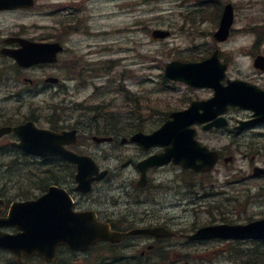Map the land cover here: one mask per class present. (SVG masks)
<instances>
[{"label":"rangeland","instance_id":"374dc122","mask_svg":"<svg viewBox=\"0 0 264 264\" xmlns=\"http://www.w3.org/2000/svg\"><path fill=\"white\" fill-rule=\"evenodd\" d=\"M228 2L234 5L232 33L226 42L218 43L213 33L218 28L219 11ZM74 17L77 18L71 23L74 33L61 34L65 50L60 63L49 71L60 79L57 85H46L44 91L31 93L30 86L22 82V77L32 75L30 71L24 70L17 78L14 71L7 70L11 62L0 58V69L6 67V72L0 74V116H6L5 122L17 123L31 116L39 126L49 127L55 110L61 126L76 123L81 127L83 138L76 150L92 156L111 171L106 179L94 184L86 199L80 198L82 204L88 203L103 217L120 219L119 224L132 214L140 220V226L149 220L168 221L169 226L184 233L195 226L245 223L250 218L264 217V177L252 176L255 166L264 168V128L245 132L235 128L200 130L201 142L222 152L223 157L232 156L233 160L227 163L222 159L208 174L191 173L171 163L149 173L148 179L152 181L145 189L136 186L140 178L136 165L159 148L144 151L138 144L121 142L134 124L149 133L159 128L171 111L212 96L209 88H194L167 79L164 76L167 62L201 60L218 50L220 58L229 63L230 79L251 81L264 88V73L253 65L255 55L264 54V43L255 45L253 33L264 23V0H38V5L29 12H0V42L17 32L38 37H47L50 31L57 34L60 23ZM154 29L169 30L171 35L155 39L151 36ZM76 65L94 69L91 74L80 73L86 83L73 74ZM109 80L112 82L107 83ZM115 80L117 85L126 87L133 100L140 98L142 110L131 118L123 113L127 112L125 107L129 108L125 106L123 112L119 111L118 131L122 136L115 143H97L90 139L92 131L87 130V116H81L83 111L72 105L83 100L87 103V99L97 101L99 94L121 105L123 96L114 91L106 94ZM95 86L104 87L96 91ZM248 115L233 108L227 117L234 123ZM36 159L13 155L8 146L0 149V191L5 190L9 200L39 196L43 182L40 176L36 180L35 173L40 169L53 167L59 176L58 171L67 168L60 160L48 165ZM59 178L63 185H69L67 177ZM148 242L147 237L133 238L122 247L145 254ZM256 242L214 239L185 248L181 244L186 242L180 240L176 247L179 253L188 256L181 263L264 264V241ZM120 250L101 247L81 254L62 249L54 263L34 258L25 259L24 264H100L101 253L110 264H115L121 260L116 255ZM166 257L181 259L173 258L170 252ZM0 264H16L15 257L0 249Z\"/></svg>","mask_w":264,"mask_h":264},{"label":"water","instance_id":"95a60500","mask_svg":"<svg viewBox=\"0 0 264 264\" xmlns=\"http://www.w3.org/2000/svg\"><path fill=\"white\" fill-rule=\"evenodd\" d=\"M33 3L34 0H0V9L30 7ZM232 23L233 9L231 5H228L221 21V27L217 32L219 39L227 38ZM168 34V31L159 29L152 33L155 38L166 37ZM23 47L6 49L7 53L15 57L23 66H31L46 60L54 61L57 52L63 49L59 43L47 44L30 41H27ZM49 48L50 50H47ZM49 52L52 58H47ZM218 66L219 63L215 57L199 64L172 62L167 65L166 73L173 78L185 79L195 86L215 88V96L205 103L204 121L223 112L228 104L250 107L256 110L258 115H264V91L242 81L230 82L229 86L223 87L220 80L224 77V69L218 70ZM256 66L264 69V57L256 60ZM184 69L186 75L182 72ZM194 74V80L188 79ZM246 88L249 92L245 90ZM253 95L257 96L255 102L252 99ZM192 110L193 108L186 112L172 114V117H175L174 122L173 120L168 122L153 134L138 133L133 136L132 139L138 140L146 149L154 145L166 146L165 152L150 156L140 162L139 167L143 172L140 185L144 184V175L149 167L167 163L170 160L196 170L208 171L213 168L217 161L216 152H210L207 147L196 143L193 140L195 132L188 130L187 126L193 122L191 120ZM188 112V116H182ZM221 121L222 119H217L209 126H220ZM11 129L20 134L22 142L19 147L27 152L42 156L60 155L78 163L77 180L80 183L78 189L90 188L92 180L95 179L93 175L98 173L97 165L91 157L76 154L64 147L66 144L76 142L75 130L59 133L37 128L33 122H27L16 128H1L0 136ZM108 139L110 138H96L98 142ZM197 161H200V164H197ZM256 171L257 173L263 172L259 169ZM12 210L16 213L14 222L0 220V225L17 226L21 231L17 234H6L0 231V246L15 252L20 264L23 253L27 256L37 254L46 260H54L57 247L61 244L75 250H88L98 240L119 242L128 234L133 233L154 235L171 233L159 227L135 229L129 232L112 230L110 224L98 221L93 212H75L67 190L57 186H52L47 194L37 200L15 203ZM246 234L264 237V220L248 226L206 227L201 229L195 237L240 238L245 237Z\"/></svg>","mask_w":264,"mask_h":264},{"label":"trees","instance_id":"16d2710c","mask_svg":"<svg viewBox=\"0 0 264 264\" xmlns=\"http://www.w3.org/2000/svg\"><path fill=\"white\" fill-rule=\"evenodd\" d=\"M259 35L262 37L261 39H264V32H260ZM111 89L106 91L107 93H110ZM115 94H120L123 96V102L120 105L119 103H114L112 100H105V96L102 94H99L97 96V99L99 101H90L87 100V103L80 102L73 104L72 107H76L78 110L83 111L84 114L81 116H87V130L92 131V134H101V135H113L116 136L119 134L118 127L120 125L117 120L119 119V111L123 112V108L125 107L127 112H123L126 114H129L130 116L136 115L137 111L142 110L141 100L140 98H137L138 100H133L132 94L125 88V86L117 85L115 88ZM131 97V98H130ZM136 105L137 107H134ZM117 109V110H116ZM57 112L55 110L52 111V114ZM130 118V117H129ZM132 118V117H131ZM53 121V120H51ZM53 127L57 128V121H54ZM140 127L139 124H134L130 131H134ZM64 169V168H63ZM61 175L56 176L55 173L51 171V173H44L41 177L42 179V186H47L51 183H61L62 180H60ZM65 177H67L65 175ZM37 180V178H36ZM108 248L111 249H117L116 245L108 246ZM163 260L166 259V256L162 257ZM101 261H99L100 263ZM103 262V261H102Z\"/></svg>","mask_w":264,"mask_h":264},{"label":"flooded vegetation","instance_id":"af4514ba","mask_svg":"<svg viewBox=\"0 0 264 264\" xmlns=\"http://www.w3.org/2000/svg\"><path fill=\"white\" fill-rule=\"evenodd\" d=\"M22 11H25V10H22ZM44 33V32H42ZM41 33V34H42ZM44 35V34H43ZM22 36L24 37H28V38H31L33 40H38V41H51L48 36L47 37H38L40 35H37V36H31L30 33L28 34H23ZM58 64H52V63H42V64H38V65H35V66H32L31 68H28L27 70L30 71V73L32 75H30V78L31 80L27 81L29 82V86H30V92L31 93H34V94H38V92H41V91H44V89L47 87L46 85H56L59 83L56 82V83H51V82H48V79L49 77H52L53 74H51L49 71L52 70V68H55ZM24 70V69H23ZM26 71V70H25ZM49 83V84H48ZM19 139L18 137L14 134V133H8L6 135H4L1 139H0V146H4V145H7L9 146L8 147V150H9V153L13 154V155H21L20 153V150H18L17 148L15 149H12L10 146L11 144L13 145V143L17 142ZM155 170L154 169H151L149 171V173L153 172ZM69 179H70V168H69ZM149 182H150V179H149ZM70 192L71 193H75L76 195V200L78 201L76 203V207L79 209V210H84V209H89V205L88 203L86 204V206H84L81 202V199L80 198H83V199H86V196L87 195H84V194H80L78 192H76L73 188L70 189ZM6 192L4 190V193L0 191V198H3L4 200H6V205H8L10 203V200L8 199V197H6ZM7 207V206H6ZM131 218L132 220H135L137 222H140V220L137 218V216L135 215H132L131 214ZM148 223H153V224H169L168 221H158V220H149ZM181 235H178V237H180ZM132 251V250H130Z\"/></svg>","mask_w":264,"mask_h":264}]
</instances>
